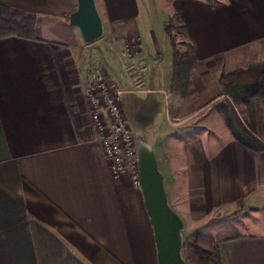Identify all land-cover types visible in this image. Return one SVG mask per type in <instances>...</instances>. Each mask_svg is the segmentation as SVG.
I'll use <instances>...</instances> for the list:
<instances>
[{
  "label": "crops",
  "instance_id": "crops-1",
  "mask_svg": "<svg viewBox=\"0 0 264 264\" xmlns=\"http://www.w3.org/2000/svg\"><path fill=\"white\" fill-rule=\"evenodd\" d=\"M161 1L147 31L145 0H95L104 35L85 44L68 23L76 0H0L27 22L25 34L0 35V264H157L141 191L110 172L90 122L95 67L125 91L129 126L153 135L184 261L188 222L221 264H264V151L236 142L219 112L220 79L264 62V0ZM175 16L195 58L184 95L165 32ZM131 62L146 67L143 93L126 92ZM171 108L183 116L170 119Z\"/></svg>",
  "mask_w": 264,
  "mask_h": 264
},
{
  "label": "trees",
  "instance_id": "trees-1",
  "mask_svg": "<svg viewBox=\"0 0 264 264\" xmlns=\"http://www.w3.org/2000/svg\"><path fill=\"white\" fill-rule=\"evenodd\" d=\"M173 20L181 24L175 16V19L170 20L169 26L173 24ZM26 23L25 16L0 8V35L10 32L25 34ZM12 26L18 29H13ZM171 27L165 29L168 37L172 32ZM181 29L184 30L183 27ZM171 46L174 60L173 86L184 95L188 87L186 78L195 58L190 44L187 43L189 52L177 51L173 42ZM220 86L225 99L219 112L232 137L253 152H263V124L260 119L257 120V115L261 112L260 105L264 103V62L225 75L220 79ZM184 257L186 264H221L216 242L199 234L192 236L185 244Z\"/></svg>",
  "mask_w": 264,
  "mask_h": 264
},
{
  "label": "built area",
  "instance_id": "built-area-1",
  "mask_svg": "<svg viewBox=\"0 0 264 264\" xmlns=\"http://www.w3.org/2000/svg\"><path fill=\"white\" fill-rule=\"evenodd\" d=\"M136 42L135 39H131L124 47L122 56L128 61L132 59ZM124 67L129 76V88L126 92H145L146 67L133 62L125 63ZM124 93L125 91L120 90L115 81L105 78L99 68L95 67L86 72L85 98L89 118L97 133V141L106 164L115 178L128 175L138 187L135 151L137 137L135 130L127 121L123 106Z\"/></svg>",
  "mask_w": 264,
  "mask_h": 264
},
{
  "label": "water",
  "instance_id": "water-1",
  "mask_svg": "<svg viewBox=\"0 0 264 264\" xmlns=\"http://www.w3.org/2000/svg\"><path fill=\"white\" fill-rule=\"evenodd\" d=\"M68 23L77 28L85 44L94 43L104 35L95 0H76V8L68 16ZM135 151L138 187L153 231L157 264H185L182 257L184 226L169 204L154 150L137 137Z\"/></svg>",
  "mask_w": 264,
  "mask_h": 264
},
{
  "label": "rangeland",
  "instance_id": "rangeland-1",
  "mask_svg": "<svg viewBox=\"0 0 264 264\" xmlns=\"http://www.w3.org/2000/svg\"><path fill=\"white\" fill-rule=\"evenodd\" d=\"M145 1L146 2L144 3V5L142 7V16H141L140 24H141V27H143V28H145V30H147L148 28L152 29L151 27L154 25V21L155 20L157 21L161 17V14H163L164 11L166 10L167 4L163 3L161 0H145ZM171 26H169V25L167 26V27L172 28V32L170 34L171 38L169 37L170 43L171 44H172V42L174 43L177 51L189 52L187 43H186L184 36H183V31L181 29V26L179 25V22L173 20V24ZM12 28L18 29V27L14 28L13 26H12ZM147 31H149V30H147ZM142 42H143V40H142ZM137 49H138L137 46L133 47L134 52L137 51ZM260 107H261V112L257 115V117H258L257 120L260 119L261 123L263 124L262 137L264 138V103H262L260 105ZM169 112L170 113H169L168 117L170 119L176 118V117L179 118V117L183 116L182 114L184 113L183 111H181L179 113L172 108L169 109ZM160 114H161V116H160ZM155 116H158L157 119L162 118V116H164V109H157L155 112ZM179 127H181V126H179ZM135 132H136V137H140L143 140H146V142H150V143L153 142V135L152 134L147 135L144 133H139L138 131H135ZM161 134H162V132L159 133V135H161ZM186 224H187V230H186L187 236L185 239L184 246L191 239V237H189L191 233H189V232L192 231V230H189L190 224L188 222Z\"/></svg>",
  "mask_w": 264,
  "mask_h": 264
}]
</instances>
